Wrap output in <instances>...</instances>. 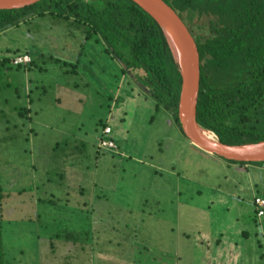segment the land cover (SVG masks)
Returning <instances> with one entry per match:
<instances>
[{
    "label": "rangeland",
    "instance_id": "rangeland-1",
    "mask_svg": "<svg viewBox=\"0 0 264 264\" xmlns=\"http://www.w3.org/2000/svg\"><path fill=\"white\" fill-rule=\"evenodd\" d=\"M28 27L0 33V56L17 48L35 54L31 68L10 64V79L1 77L11 82L0 90L8 120L1 113L5 259L264 264L257 258L264 216L254 205L264 196V167L234 165L194 146L136 85L143 71L122 74L101 43H83L61 26ZM14 88L20 98L9 95ZM14 106L29 107L30 117L18 120ZM102 124L111 132L102 135ZM100 138L115 147H100Z\"/></svg>",
    "mask_w": 264,
    "mask_h": 264
},
{
    "label": "trees",
    "instance_id": "trees-1",
    "mask_svg": "<svg viewBox=\"0 0 264 264\" xmlns=\"http://www.w3.org/2000/svg\"><path fill=\"white\" fill-rule=\"evenodd\" d=\"M164 1L177 11L198 48V124L227 144L264 140V0ZM184 16H188L189 22ZM21 23L30 26L29 33L53 26L69 29L70 33L78 31L83 35V43L104 45V51L121 64L122 74L128 69L142 70L143 75L136 76V80L143 93L154 99L156 108L166 110L180 128L178 66L158 24L133 1L40 0L22 8L0 9V33ZM24 53L30 55V62L14 66L31 68L35 63L32 50L17 48L0 56V90L2 86L10 90L11 82L3 84L1 77L6 75L10 79L11 59ZM74 68L71 64L70 71ZM9 95L21 96L16 88ZM8 97H3L4 104ZM13 110L18 120L30 117L31 109L27 106H14ZM2 115L8 121L4 112ZM105 126L102 124V135ZM2 134L0 131V141L7 138V134ZM225 160L238 166L264 167V161ZM7 195L0 184V264H10L2 243L1 206Z\"/></svg>",
    "mask_w": 264,
    "mask_h": 264
},
{
    "label": "water",
    "instance_id": "water-1",
    "mask_svg": "<svg viewBox=\"0 0 264 264\" xmlns=\"http://www.w3.org/2000/svg\"><path fill=\"white\" fill-rule=\"evenodd\" d=\"M40 0H0V9H16ZM150 15L160 27L178 66L181 86L177 106L180 128L184 136L199 149L227 160L243 162L264 161V140L241 144L221 142L196 120L199 92L200 63L198 48L177 11L164 0H131Z\"/></svg>",
    "mask_w": 264,
    "mask_h": 264
},
{
    "label": "built area",
    "instance_id": "built-area-1",
    "mask_svg": "<svg viewBox=\"0 0 264 264\" xmlns=\"http://www.w3.org/2000/svg\"><path fill=\"white\" fill-rule=\"evenodd\" d=\"M31 60L30 55L27 53L17 55L11 59V63L13 65L27 64ZM111 132V128L109 126H105L103 129L104 134H108ZM99 146L102 148H114L115 145L111 140L99 139ZM254 205L257 209V216H264V197L257 196L254 198Z\"/></svg>",
    "mask_w": 264,
    "mask_h": 264
},
{
    "label": "crops",
    "instance_id": "crops-1",
    "mask_svg": "<svg viewBox=\"0 0 264 264\" xmlns=\"http://www.w3.org/2000/svg\"><path fill=\"white\" fill-rule=\"evenodd\" d=\"M263 217V216H262ZM216 241H218V240H216ZM219 242V241H218ZM217 243V242H216ZM219 245V244H218ZM220 252L221 251H217V252H215V254H214V256H213V258L211 259V260H217L218 258H216L215 256H216V254L219 256L220 255ZM260 256V255H259ZM216 258V259H215ZM257 258L258 259H261L260 257H258L257 256ZM254 261H256V256L254 257Z\"/></svg>",
    "mask_w": 264,
    "mask_h": 264
},
{
    "label": "bare ground",
    "instance_id": "bare-ground-1",
    "mask_svg": "<svg viewBox=\"0 0 264 264\" xmlns=\"http://www.w3.org/2000/svg\"><path fill=\"white\" fill-rule=\"evenodd\" d=\"M207 134L210 135V136H214L210 131Z\"/></svg>",
    "mask_w": 264,
    "mask_h": 264
},
{
    "label": "flooded vegetation",
    "instance_id": "flooded-vegetation-1",
    "mask_svg": "<svg viewBox=\"0 0 264 264\" xmlns=\"http://www.w3.org/2000/svg\"><path fill=\"white\" fill-rule=\"evenodd\" d=\"M135 83H136V85L140 86V84L138 82H135Z\"/></svg>",
    "mask_w": 264,
    "mask_h": 264
}]
</instances>
